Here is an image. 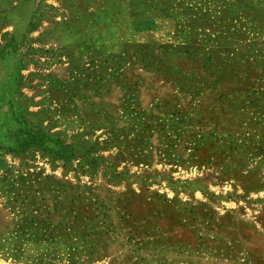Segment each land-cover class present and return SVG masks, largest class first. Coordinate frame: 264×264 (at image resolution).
Wrapping results in <instances>:
<instances>
[{
  "label": "rangeland",
  "instance_id": "374dc122",
  "mask_svg": "<svg viewBox=\"0 0 264 264\" xmlns=\"http://www.w3.org/2000/svg\"><path fill=\"white\" fill-rule=\"evenodd\" d=\"M0 264H264V0H0Z\"/></svg>",
  "mask_w": 264,
  "mask_h": 264
}]
</instances>
